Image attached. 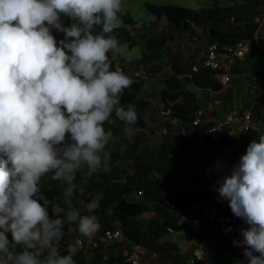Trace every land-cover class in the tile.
<instances>
[{"label": "clouds", "instance_id": "9594fccd", "mask_svg": "<svg viewBox=\"0 0 264 264\" xmlns=\"http://www.w3.org/2000/svg\"><path fill=\"white\" fill-rule=\"evenodd\" d=\"M121 15L122 0H0V264H75L71 254L58 251L65 225L78 223L86 238L101 228L95 215L81 216L74 208L51 218L52 201L40 182L48 174L60 182L72 208L77 173L86 168L92 177L109 170L105 149L115 137L104 123L115 124L113 113L130 128L138 122L135 105L119 101L133 80L111 70L108 55H123L109 35ZM53 29L64 38L58 41ZM217 184L234 216L249 225L233 245L244 249L248 264H264V135ZM101 199L87 202V212Z\"/></svg>", "mask_w": 264, "mask_h": 264}, {"label": "rangeland", "instance_id": "374dc122", "mask_svg": "<svg viewBox=\"0 0 264 264\" xmlns=\"http://www.w3.org/2000/svg\"><path fill=\"white\" fill-rule=\"evenodd\" d=\"M259 2L258 5L239 4V0H122V10L128 11L132 19L134 20V27L132 25H125V27L133 36L134 44L129 46L125 36L113 30L114 32L109 35L115 36L123 47V55L109 53V59L113 70H120L130 77L133 81L139 82L138 91L135 93L134 98L137 100H145L147 103L142 110L143 117L147 124L148 137L137 142L135 145H130V129L127 126L119 128L111 127L108 122L104 123L105 131H111L115 139L106 146V151L112 154L110 155L108 167L109 170H114L119 161L118 156H123V167L125 168L126 175H130L133 162L142 161V163L149 162L146 157V153L155 145L161 142L164 134H168L167 140H171L170 135L177 132L176 124L178 121L175 117L170 115L160 114L159 110L163 107L159 101V91L163 87L161 79L172 74L168 66V58L174 53L178 56L179 62H189L196 59V53L198 49L207 42L210 36L209 28L218 29V31H229L235 33H242L247 25L252 22L255 24V28L249 38L246 39L247 51L244 55L235 62L231 70V81L226 86L231 89L230 97L222 96L223 101L216 102V92L210 89H200L191 83H182V88L185 90L193 91L195 93V103L197 108L201 111L197 115L194 111L191 113V119L198 117L199 121L194 127L188 129L192 132V138L177 139L170 146L169 153H167V159L161 162L156 161L162 170L168 171L172 177L180 178L186 181L188 177H195L197 175L205 176L209 170V160L205 157V153L213 152L220 148L222 142L220 136L223 131L219 128L211 129L215 132L209 136L210 140L206 143L201 141L199 136V130L197 127H204V124L211 122L212 125L222 121L224 114L235 108L236 110H244L245 105L251 106V104L257 105L259 108L264 103L260 94L258 96L251 97L247 94V86L251 82L258 83L264 82V4ZM146 3L155 5L176 4L189 7L191 9L199 10L212 5L225 6L226 9L221 12L220 20L215 24L211 23L206 18L203 21H199L193 24L192 31L188 34L176 35L171 40H166L163 44V48L158 49L155 52L157 59L149 61L151 64L157 66L159 71L153 72L151 69H147V62L145 65H139L135 63L136 58L140 55V52L145 51V45L143 42L142 34H145V30L140 28L141 24H148V29L151 31L160 30L166 32L164 19L159 17L154 20V16L145 8ZM154 20V24H150ZM149 22V23H148ZM170 31V30H169ZM143 32V33H142ZM99 33V32H98ZM238 39L230 38L229 42H233ZM138 65V66H137ZM252 123L250 128L246 132H242L241 145L244 154L250 143L254 140L259 141V137L264 135V120L263 116L258 113H251ZM209 125L207 129L211 128ZM201 133V132H200ZM202 134V133H201ZM239 160L235 161L236 164ZM232 164L229 168L223 169V175H231ZM11 168V164H9ZM180 170V172H178ZM166 176L156 172L153 180L158 181L160 184H166ZM115 180L113 177H109L108 181ZM56 181L52 180L50 174L47 175L46 183L48 185L54 184ZM186 181V187L193 190L192 183ZM103 192V188L90 193L87 191L82 192L80 197H88L89 200L95 199V197ZM131 199L141 200L146 206V210L142 212L140 219L144 222L146 218L153 214L152 201L150 199H143L142 195L135 194L133 192L130 195ZM171 200V201H170ZM169 202H173V199H169ZM67 205H65V208ZM219 209L222 212L231 211L229 204H220ZM60 209V206H53V213L55 217L61 216L56 213ZM110 210V209H108ZM173 211L174 206H169V209ZM62 217V216H61ZM177 223L182 227L179 230H169L161 235L158 240H167L176 244L177 250L183 252L192 245L198 246L201 251V256H194L192 260H187V264H244L247 262V258L244 256V249L233 247L227 240L226 234L222 231H215V225L207 223L202 219V210L200 207L181 208L177 211ZM221 229V225L217 226ZM249 227V225H248ZM117 228V227H116ZM199 228L204 229L206 236H209L214 240L222 249L223 257L216 259L212 254H207L206 246L202 240L198 239L195 231ZM118 229V228H117ZM119 230V229H118ZM120 231V230H119ZM121 233V232H120ZM11 240V234L8 235ZM81 241L78 243L76 239ZM90 240H95L94 236L86 238L80 235L78 232V223L70 224L64 227V236L59 241L62 244L61 249L66 248L69 250V254L76 256L77 250L80 251L79 257L82 260L76 258L75 264H107L109 261L116 262L118 258H111L113 254H120L127 262L125 249L119 244V241L112 240L108 243H103L101 248L96 250L100 253V257L92 259V254L95 253V249ZM58 247V246H57ZM58 247L60 253L61 250ZM71 249V251H70ZM21 247L17 245L14 251H21ZM144 252V253H143ZM143 254H139L137 262L135 264H170L168 255L155 254L149 251H143ZM239 252L243 256L239 255ZM118 256V255H117ZM124 263V264H125ZM133 264V263H127Z\"/></svg>", "mask_w": 264, "mask_h": 264}, {"label": "trees", "instance_id": "16d2710c", "mask_svg": "<svg viewBox=\"0 0 264 264\" xmlns=\"http://www.w3.org/2000/svg\"><path fill=\"white\" fill-rule=\"evenodd\" d=\"M260 1L264 4V0H239V4H250L254 6L258 5ZM145 8L154 16V20L162 17L166 27V32H163L160 30H149L148 24L140 25V28L145 30L143 31L145 34H142V36L146 48L145 51L140 52V55L136 58L135 63L145 65V62H147L146 68L151 69L153 72L159 71V68L151 64L149 61L157 59L155 52L158 51V49L163 48V44L166 40H171L176 35H185L190 33L192 31V25L198 23L199 21H203L205 18L215 24L216 21L222 19L221 12L226 9L225 6L212 5L195 10L176 4L155 5L151 3H146ZM120 19V27L114 30L122 33L127 39L128 45L131 46L134 44L133 36L130 35V32L125 25H132L131 28L135 29L133 25L134 20L126 10H122ZM61 20L64 26H70L72 23L70 18L63 16V14L61 15ZM154 20L149 21L151 22V25L155 23ZM254 28L255 24L252 22L247 25L242 33L229 31L220 32L218 29L210 27V36L207 41L215 39L219 42L227 43L230 38L244 40L251 36ZM96 31L98 33L100 32V29L97 28ZM52 34L58 41L64 38V34L57 32L55 29L52 30ZM194 61L195 60H191L189 62H179L178 56L174 53H172L168 58V66L172 74L160 80L163 87L159 91V101L163 103L165 107L169 108V115L175 117L178 121L176 124L177 132L170 135V141L166 139L168 134H164L161 142L153 146L146 153V157L149 159V162H133L131 165V174L126 175L124 170L125 168L123 167V156H118L119 161L117 162L114 170H108L107 172L101 171L99 174H94L92 177H88L86 175V168L83 171L78 172L74 181L77 185V190L75 195L72 197V208L69 206L65 208L66 204L63 197L64 186L61 185L60 182L56 181L54 184L48 185L46 183L47 175L41 179V190L46 197L52 201V204L48 209L51 218H56L53 213L54 205L60 206V209H58L56 213L60 214L62 217L66 216L73 208L79 210L81 216L95 215L97 217L99 223L101 224V228L96 234H94L96 244L93 246L95 253L91 256L93 260L100 257V253H97L96 250L102 247L103 242L100 240V236L103 234V231L108 228H118L120 230L122 238L119 241V244L123 247V249H125L126 253L130 250L131 245L136 243L140 244L149 252L157 255H168L169 260L171 261L170 264H187L186 261L191 258L193 248L192 245L183 252H179L174 242L158 240V238L169 230L175 231L181 229L182 226L177 223L178 210L191 206L193 202L198 203L203 200L202 195L205 193V187L198 186L195 190H190L189 187H186V181H190V185L191 183L197 184L201 181L206 182L209 180L210 174H206L205 176L197 175L195 177H188L186 178V181L184 180L185 186L183 187H171L168 186L167 183L162 185L158 181L153 180V178L156 172L165 175L167 177L166 181L168 178L172 177L168 171L162 170L158 164H155V160L163 162L168 158L167 153H169L171 144L178 139L180 128L182 126L185 129L189 128L188 122L191 120V113L197 108L195 103V93L182 88V83H191L200 89H210L215 92L217 91L215 96L216 98L220 97L222 101L223 95L227 98L230 97L231 89L226 87L221 90V85L215 80V78H213V71L209 67L200 65L196 70H192L191 64ZM111 70H113L112 65ZM258 85L264 89V82L258 83ZM138 88L139 82L133 81L130 87L122 90L119 94L121 106L127 108L129 104L135 105V109L138 114L137 124L130 128L124 122L115 118V113L112 114L111 118L115 119L116 122L115 124L110 123L113 128L127 126L130 129V145H135L137 142L148 137L147 130H145V128H147V124L142 114V110L147 102L145 100H137L134 98ZM245 108H249L252 113L262 115V119L264 120V103L260 108L255 104H251L249 107L246 104ZM239 112L241 111L239 110ZM209 125H212V123L208 122L207 124H204V127H197V129L202 133L201 141L204 143L207 142L209 136L215 133L213 131L207 132V127ZM111 154L112 153L110 152V155ZM215 155L216 151L205 153V157L208 158L209 163ZM178 172H180V170H178ZM222 176H224L223 172L220 178ZM109 177H113L115 180L108 181ZM100 187L103 188L100 206L93 213H88L85 205L90 200L88 197H80V195L82 196L83 191L92 193ZM81 188H83L82 192L79 191ZM137 189H141L143 199H150L152 201L153 214L146 218L144 222L140 219L142 212L147 209L144 202L130 198L131 193ZM169 199H173V211L168 210L170 206ZM223 204L227 205L229 202L227 200H223ZM238 220L242 229L248 228V224L245 223L242 218L238 217ZM66 226L67 224L65 227ZM195 234L198 239L202 240L205 244L207 254H212L216 259H219L224 255L227 258V255L222 252L219 244H217L209 236H206L204 229L199 228L198 231H195ZM7 235H9V233ZM241 238L243 240V236H241ZM57 246L61 249V242H58ZM59 254L69 255V250L63 248L60 250ZM79 254L80 251L77 250L76 256H78V259H80ZM254 254L259 255V253ZM239 255L243 256L241 252H239ZM76 256H73V259L78 260ZM112 258H118V260L116 262L109 261ZM122 259H124V257L120 254H113L111 258L107 260L109 261L107 264H124L125 262ZM127 263H130V261L127 260L125 264ZM244 264H248V260Z\"/></svg>", "mask_w": 264, "mask_h": 264}, {"label": "built area", "instance_id": "2783aa9c", "mask_svg": "<svg viewBox=\"0 0 264 264\" xmlns=\"http://www.w3.org/2000/svg\"><path fill=\"white\" fill-rule=\"evenodd\" d=\"M246 40L238 39L233 42L222 43L218 40L212 39L204 43L196 53V59L191 64V69L196 70L200 65L209 67L213 73V78L225 88L231 81V70L235 62L240 59L244 53L247 51ZM263 83V82H258ZM258 83L251 82L247 86V94L251 97L258 96L260 94L261 99L264 100V89L261 88ZM197 115L201 113L199 109L194 111ZM160 114L169 115V108L162 107L159 110ZM251 110L249 108L239 112L235 108L228 110L222 121L215 125H212L211 129L219 128L223 131L222 136H220V141L222 142L219 149L215 150L216 155L209 163V170L207 174H210L208 181H201L197 184H192L193 190L198 186L205 187V193L202 195L203 200L201 202H193V207H201L202 209V219L215 225V231H222L226 234L228 242L237 248H242L233 245L234 240H242L241 238V225L239 223L238 217L234 216L232 212H222L219 209V205L223 204V198L220 197L219 193L215 190L219 187L217 181L220 179L222 170L229 168L235 161L240 159L244 154L241 145L242 132H246L251 126ZM198 117H193L190 122H188L189 127H193L198 123ZM201 136V134H198ZM182 138H192V132L190 129H185L183 126L180 128L178 139ZM202 138V136H201ZM220 163L222 165L221 170H217L215 165ZM168 186L177 187L185 186V181L180 178H168L166 181ZM141 194V189H137L133 192V195ZM170 206L173 207V202H170ZM221 225V229L217 226ZM231 229L226 233L225 230ZM121 233L118 229H105L103 234L100 236V240L103 243H108L112 240H121ZM76 241L80 243V239L77 238ZM91 244L94 246L96 244L95 240H90ZM243 249V248H242ZM147 250L143 248L140 244L133 243L130 250L126 253V259L131 263L135 264L137 262V257L139 254H143ZM143 252V253H142ZM192 256L189 260H192L194 256H201V251L199 247L194 246L192 248Z\"/></svg>", "mask_w": 264, "mask_h": 264}, {"label": "crops", "instance_id": "0c3cea01", "mask_svg": "<svg viewBox=\"0 0 264 264\" xmlns=\"http://www.w3.org/2000/svg\"><path fill=\"white\" fill-rule=\"evenodd\" d=\"M221 90H222V89H221ZM214 92H215V91H214ZM216 93H217V91H216ZM215 101H216V102H218V101L221 102L220 97L215 98ZM145 105H146V104H145ZM161 105H162L163 107H165V106L163 105V103H162ZM161 108H162V107H161ZM197 109H198V108H196L195 110H197ZM209 138H210V137H208L207 140H210ZM238 160H239V159H238Z\"/></svg>", "mask_w": 264, "mask_h": 264}]
</instances>
